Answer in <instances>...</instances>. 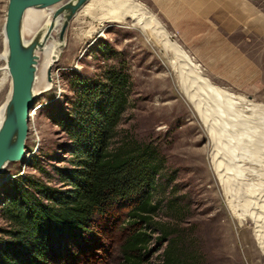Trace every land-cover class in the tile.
I'll use <instances>...</instances> for the list:
<instances>
[{
    "label": "rangeland",
    "instance_id": "rangeland-1",
    "mask_svg": "<svg viewBox=\"0 0 264 264\" xmlns=\"http://www.w3.org/2000/svg\"><path fill=\"white\" fill-rule=\"evenodd\" d=\"M137 1L154 14L171 43L180 46L214 85L264 104V0ZM8 2L0 0V54ZM73 21L65 30L66 45L59 61L46 74L52 85L37 97L31 110L26 156L10 162L0 174V240L8 238L10 223L3 208L17 192L18 178L68 187L58 168L71 165L72 143L58 124V115L71 109L80 80H99L104 71L122 66L129 76V100L115 141L130 135L160 148L165 164L154 191V199L160 201L154 219L170 232L180 233L185 264H264L254 225L241 224L232 214L229 196L212 163L208 133L171 66L170 61L179 59L173 50L148 39L129 20L97 26L93 34L88 33L90 18L82 27ZM177 62L190 66L187 61ZM3 66L1 60L0 108L11 92ZM125 214L115 227L94 236L92 255L80 264L122 263L120 247L131 223ZM158 235L162 234H153L145 256L148 264H158L167 246L169 238L158 240Z\"/></svg>",
    "mask_w": 264,
    "mask_h": 264
},
{
    "label": "trees",
    "instance_id": "trees-1",
    "mask_svg": "<svg viewBox=\"0 0 264 264\" xmlns=\"http://www.w3.org/2000/svg\"><path fill=\"white\" fill-rule=\"evenodd\" d=\"M102 75L80 80L71 109L58 115L72 143L71 165L58 168L68 187L33 177L15 181L17 192L3 208L10 229L0 240V264H80L92 255L94 236L115 227L125 208L131 223L121 264H148L156 232L162 234L158 240L169 238L158 264H185L180 233L154 219L160 206L154 191L165 164L160 148L130 135L115 141L129 100V76L122 66Z\"/></svg>",
    "mask_w": 264,
    "mask_h": 264
},
{
    "label": "bare ground",
    "instance_id": "bare-ground-1",
    "mask_svg": "<svg viewBox=\"0 0 264 264\" xmlns=\"http://www.w3.org/2000/svg\"><path fill=\"white\" fill-rule=\"evenodd\" d=\"M62 4L47 8L30 7L24 15L25 43H30L34 38L40 42L36 50V99L51 87L46 74L51 73L66 45V33L64 37L61 36L67 23L66 14L55 17L56 10ZM88 18L92 20L89 34L96 33L101 25L108 22L126 23L129 20L148 39L172 49L179 58H176L177 61H187L190 65L188 68L175 60L170 62L181 82L182 92L208 133L212 163L226 189V196H229L232 214L241 224L250 221L254 225L253 235L264 250V104L214 85L180 46L171 43L161 22L137 0H88L72 20L82 27ZM95 22L98 24L95 25ZM7 56L5 37L0 61L4 62L2 70L11 84ZM9 97L0 108V127ZM25 156L26 153L22 160Z\"/></svg>",
    "mask_w": 264,
    "mask_h": 264
},
{
    "label": "water",
    "instance_id": "water-1",
    "mask_svg": "<svg viewBox=\"0 0 264 264\" xmlns=\"http://www.w3.org/2000/svg\"><path fill=\"white\" fill-rule=\"evenodd\" d=\"M88 0H9L4 33L7 41V68L11 77V92L7 102L5 117L0 127V172L10 162L20 161L26 153L31 110L35 107L34 83L38 56L36 50L39 39L25 43L23 19L30 7L47 8L63 3L55 17L66 14V24Z\"/></svg>",
    "mask_w": 264,
    "mask_h": 264
}]
</instances>
